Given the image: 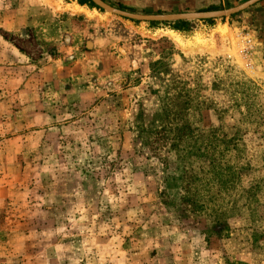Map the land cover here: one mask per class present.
Masks as SVG:
<instances>
[{
	"label": "rangeland",
	"instance_id": "obj_1",
	"mask_svg": "<svg viewBox=\"0 0 264 264\" xmlns=\"http://www.w3.org/2000/svg\"><path fill=\"white\" fill-rule=\"evenodd\" d=\"M262 5L56 43L0 5V264H264Z\"/></svg>",
	"mask_w": 264,
	"mask_h": 264
},
{
	"label": "crops",
	"instance_id": "obj_2",
	"mask_svg": "<svg viewBox=\"0 0 264 264\" xmlns=\"http://www.w3.org/2000/svg\"><path fill=\"white\" fill-rule=\"evenodd\" d=\"M81 0H0L1 6H15L4 13L2 21L7 24L3 27L10 30L16 28L32 29L37 31V37L55 43L61 39H70L81 36L84 29L93 22L97 14ZM108 5L123 7L131 11L147 13L150 15H178L212 11L216 8L241 0H103ZM263 7H257L254 12H263ZM12 14V16H10ZM16 24V25H15ZM264 25V24H263ZM97 28V25H92ZM67 28V30H66ZM133 33L135 28L125 25ZM262 30V31H261ZM7 31V29H6ZM262 32V33H261ZM259 33L264 38V27ZM70 51L77 52L74 43ZM260 62L264 59V39L259 49ZM264 66V63H262Z\"/></svg>",
	"mask_w": 264,
	"mask_h": 264
},
{
	"label": "water",
	"instance_id": "obj_3",
	"mask_svg": "<svg viewBox=\"0 0 264 264\" xmlns=\"http://www.w3.org/2000/svg\"><path fill=\"white\" fill-rule=\"evenodd\" d=\"M89 1L98 9L125 20L147 23H174L228 18L249 9L250 7L256 5L257 3L263 0H249L235 8H231L224 11L186 13L178 15H140L112 8L103 0Z\"/></svg>",
	"mask_w": 264,
	"mask_h": 264
},
{
	"label": "trees",
	"instance_id": "obj_4",
	"mask_svg": "<svg viewBox=\"0 0 264 264\" xmlns=\"http://www.w3.org/2000/svg\"><path fill=\"white\" fill-rule=\"evenodd\" d=\"M83 4H87L91 8H95V6L89 1V0H82ZM180 24H186V23H180Z\"/></svg>",
	"mask_w": 264,
	"mask_h": 264
}]
</instances>
